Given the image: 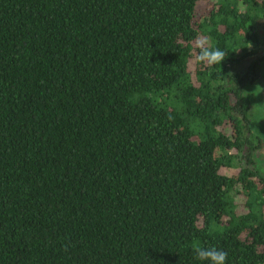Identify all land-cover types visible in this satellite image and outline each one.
<instances>
[{
    "label": "trees",
    "instance_id": "1",
    "mask_svg": "<svg viewBox=\"0 0 264 264\" xmlns=\"http://www.w3.org/2000/svg\"><path fill=\"white\" fill-rule=\"evenodd\" d=\"M260 110L264 0H0V264H264Z\"/></svg>",
    "mask_w": 264,
    "mask_h": 264
},
{
    "label": "clouds",
    "instance_id": "2",
    "mask_svg": "<svg viewBox=\"0 0 264 264\" xmlns=\"http://www.w3.org/2000/svg\"><path fill=\"white\" fill-rule=\"evenodd\" d=\"M194 48L198 51L194 56L196 63H206L208 66L220 64L225 58V53L219 48L210 47L209 38L206 35H198L194 41ZM194 252L199 260L210 261V264H226L228 253L216 248L194 247Z\"/></svg>",
    "mask_w": 264,
    "mask_h": 264
},
{
    "label": "rangeland",
    "instance_id": "3",
    "mask_svg": "<svg viewBox=\"0 0 264 264\" xmlns=\"http://www.w3.org/2000/svg\"><path fill=\"white\" fill-rule=\"evenodd\" d=\"M261 32V29L260 27L258 28ZM247 61L248 59H245V60H242L241 62H239V64L235 65V68L237 70H243L247 64ZM252 102V100H251ZM251 105V104H250ZM252 107V105H251ZM252 111V109H251ZM250 111V112H251ZM251 116V127H252V124L253 122H255V125L252 127V131L253 129L256 127L259 131H261V129L264 127V116L262 115L261 113V110H260V115L259 117L255 116L254 114L250 115ZM255 116V117H254ZM254 118V120H253ZM263 126V127H262ZM261 128V129H260ZM263 131H264V128H263ZM253 154V157L252 159L254 160V163L257 164L258 166L260 167H263L264 168V147H257L256 149L253 150L252 152ZM255 160H258V161H255Z\"/></svg>",
    "mask_w": 264,
    "mask_h": 264
},
{
    "label": "flooded vegetation",
    "instance_id": "4",
    "mask_svg": "<svg viewBox=\"0 0 264 264\" xmlns=\"http://www.w3.org/2000/svg\"><path fill=\"white\" fill-rule=\"evenodd\" d=\"M263 127V126H262ZM264 128V127H263ZM263 128L261 129V131H259L256 127L253 129V137H252V135H251V137L253 138V140H254V144L256 143L255 141H256V137H255V135H257L258 137H259V146L260 147H264V131H263ZM254 149H256V148H254ZM253 149V150H254ZM253 152V151H252ZM251 156L253 157V154L251 153ZM252 157H251V159H252ZM253 160V159H252Z\"/></svg>",
    "mask_w": 264,
    "mask_h": 264
}]
</instances>
